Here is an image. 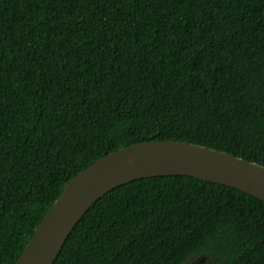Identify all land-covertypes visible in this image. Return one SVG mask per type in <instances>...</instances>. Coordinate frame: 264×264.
I'll return each mask as SVG.
<instances>
[{"label":"trees","instance_id":"1","mask_svg":"<svg viewBox=\"0 0 264 264\" xmlns=\"http://www.w3.org/2000/svg\"><path fill=\"white\" fill-rule=\"evenodd\" d=\"M264 167V0H0V264L74 176L147 141ZM53 264H264V202L184 176L132 181Z\"/></svg>","mask_w":264,"mask_h":264},{"label":"water","instance_id":"2","mask_svg":"<svg viewBox=\"0 0 264 264\" xmlns=\"http://www.w3.org/2000/svg\"><path fill=\"white\" fill-rule=\"evenodd\" d=\"M165 176L224 185L264 202V167L257 163L192 143L139 142L96 160L65 184L15 264H53L79 220L104 194Z\"/></svg>","mask_w":264,"mask_h":264}]
</instances>
